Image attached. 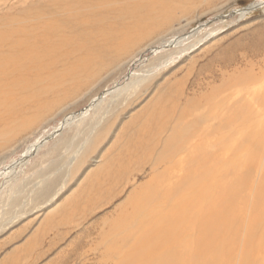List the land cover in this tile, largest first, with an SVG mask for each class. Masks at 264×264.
I'll use <instances>...</instances> for the list:
<instances>
[{"label": "rangeland", "instance_id": "374dc122", "mask_svg": "<svg viewBox=\"0 0 264 264\" xmlns=\"http://www.w3.org/2000/svg\"><path fill=\"white\" fill-rule=\"evenodd\" d=\"M36 15L44 19L36 21ZM63 19L70 26L82 25L73 30L60 25L62 36L54 38V45L58 44L52 45L58 52L50 59L46 56L24 77L34 92L29 87L25 92L15 90L10 86L13 78L4 81L7 88H0V124L20 125L23 131L0 139L4 143L0 172L15 167L12 174L0 176V264H96L95 245L103 220L131 188L110 204L101 202L98 189L105 192L115 185L117 154L125 146L123 152L135 150L129 138L146 137L135 127L125 128L130 120L170 90L179 104L194 99L196 93L219 85L228 72L232 75L234 67L264 72V0H0V32L20 26L37 32L45 22ZM63 39L67 43L60 48ZM178 39H185L179 48L185 49L184 54L178 47H169ZM70 44H75L72 50ZM115 47L121 51L117 53ZM155 50L158 53L153 54ZM168 58L175 62L165 67ZM142 61L146 62L140 65ZM133 72L150 75L122 96V88L108 93L116 84L129 85L128 77L135 81ZM259 83L253 90L264 89ZM67 118H72L69 126L24 158L31 146L60 130ZM106 129L102 141L94 144ZM132 156L131 160L137 157ZM129 157L124 155L121 161L129 162ZM149 177L148 171L139 173L137 183ZM119 188L113 189L114 194L122 191Z\"/></svg>", "mask_w": 264, "mask_h": 264}, {"label": "bare ground", "instance_id": "6f19581e", "mask_svg": "<svg viewBox=\"0 0 264 264\" xmlns=\"http://www.w3.org/2000/svg\"><path fill=\"white\" fill-rule=\"evenodd\" d=\"M40 18L41 15L37 16L36 21ZM68 19L56 24L46 23L45 20L41 31L34 27L37 32L31 30L32 33L23 26L0 32V88L4 90V81L11 78L14 80L11 79L13 81L8 85L15 90L25 92L27 87L32 86L24 81V77L29 75L27 72L32 68L42 64L46 56L50 59L56 54L57 50L52 45L54 38L62 36L59 34L62 28L60 25L65 24L71 30L82 25V22H78L70 26L71 17ZM63 31L64 28L61 33ZM64 43H67V39H63V44L58 46L61 48ZM72 45L67 49L72 50ZM184 45L185 39H178L169 47L179 49ZM179 50V54L186 52L185 49ZM120 51L116 50L117 53ZM156 53L155 50L153 54ZM145 62L142 61L140 65ZM173 62L168 58L163 65L166 67ZM140 65L138 63L137 68ZM259 71L258 74L253 71L248 73L234 67L233 74L229 76L228 72L219 85L210 86L209 91L204 93H196L194 99L186 100L183 104L176 102L178 98L170 90L165 96L159 95L154 103L144 107L130 120L125 128L130 131L135 127L146 137L129 138L128 142L134 145L135 150L133 153L130 149L129 153L123 152L125 146L117 154L119 162L113 164L115 185H111L112 188L109 187L105 192L102 187L98 189L101 202L110 204L131 188L123 202L103 220L95 245L96 264H264V93L261 95L264 89L253 90L254 84L259 82H263L261 88H264V72L261 69ZM149 75L133 72L130 76H136L135 81L128 77L129 85L126 83L123 88L116 84L108 93L113 94L122 88V96L146 82ZM104 98L105 95L94 100L86 112ZM1 107L0 100V110ZM71 119L67 118L61 124L63 126L59 127L60 130L49 135L48 139L39 140L31 146L24 158L27 159L47 140L56 136L57 132L69 126ZM5 123L3 121L0 124V139L6 133L14 135L18 132L20 135L23 132L19 130L20 125L11 128ZM108 131L99 134L93 143L101 142ZM1 142L0 148L4 147ZM134 154L137 157L131 160ZM124 155L131 156L130 163L121 161ZM11 167L5 172L1 171L0 176L12 174L15 167ZM147 171L149 179L138 184L136 177ZM119 187L122 191L114 194L113 189Z\"/></svg>", "mask_w": 264, "mask_h": 264}]
</instances>
